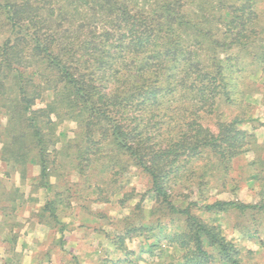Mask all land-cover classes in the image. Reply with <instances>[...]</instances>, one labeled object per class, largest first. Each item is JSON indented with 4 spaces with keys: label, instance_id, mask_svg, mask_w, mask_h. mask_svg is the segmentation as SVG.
Returning a JSON list of instances; mask_svg holds the SVG:
<instances>
[{
    "label": "rangeland",
    "instance_id": "obj_1",
    "mask_svg": "<svg viewBox=\"0 0 264 264\" xmlns=\"http://www.w3.org/2000/svg\"><path fill=\"white\" fill-rule=\"evenodd\" d=\"M29 1L39 7L30 17L34 23L29 32L51 34L47 38L57 60L83 70L84 0ZM243 2L182 0L180 4L184 21L200 18L213 31L218 58H231L232 77L239 82L227 101L217 95L210 113L200 111L206 117L198 122L216 134L221 125L236 121L243 140L241 151L232 157L204 154L186 161L183 173L192 175L188 183L193 186L189 190L186 184L174 183L175 192L168 196L173 209L157 198L148 174L122 149L108 139L97 143L98 131L91 133V142L86 141L82 124L63 113L66 108L60 99L55 103L58 116L49 113L54 124L44 150L49 178L46 185L40 184L38 149L32 146L35 137L28 122L46 108L53 94L40 88V96H34L26 108L21 98L24 93L36 95L30 93L32 85L56 78V72L48 70L47 60L32 51L33 40L17 33L27 25L26 19L20 20L8 34L10 44L17 46L0 65V264H193L188 235L194 227L179 212L189 203L196 204L188 206L190 213L208 228V233L198 232L210 255L206 264H231L214 235L240 264H264V59L258 58L264 49V0H252L250 20L243 28V34H249L250 54L236 53L238 47L228 43L241 29L240 20L228 22ZM127 4L148 11L151 0H127ZM200 7L207 10V18L199 13ZM5 17L0 14V23ZM224 33L231 34L226 46L219 44ZM4 37L0 34V43ZM59 43L71 45V52L62 51ZM45 71L48 76L40 75ZM181 99L189 105L193 98ZM19 136L25 139L18 153L23 161L8 156L12 138ZM87 147L91 151L84 156ZM50 201L55 213H41ZM215 202L247 206L205 210L206 204ZM122 236L123 250L114 243Z\"/></svg>",
    "mask_w": 264,
    "mask_h": 264
},
{
    "label": "trees",
    "instance_id": "obj_2",
    "mask_svg": "<svg viewBox=\"0 0 264 264\" xmlns=\"http://www.w3.org/2000/svg\"><path fill=\"white\" fill-rule=\"evenodd\" d=\"M243 1L228 22L240 20L241 29L228 42L230 47L233 44L238 47L236 53L249 51V34H243V28L250 20L252 0ZM181 3L182 0H151L150 9L143 11L130 8L127 0H84L83 70L57 60L52 53V41L47 38L51 34L38 35V30L29 32V26L34 23L30 17L39 10L38 6L29 0H9L0 4V14L6 16L0 23V34L5 35L0 43V65L17 46L10 44L8 34L13 33L20 20L26 19L25 29H18L17 33L29 36L35 42L32 51L47 60L48 70L56 72V78H45L38 87L32 85L34 89L30 93H36L30 96L32 99L25 93L21 98L26 108L34 96H40V88L53 94L46 108L35 113L28 122L31 135L35 137L32 146L38 149L41 171L37 179L41 185H46L50 170L44 155L54 128L49 113H55V103L59 99L66 108L63 113L71 114L82 124L86 141L91 142V133L98 131L97 143L108 139L132 157L150 177L157 198L170 209L174 207L168 196L175 192L174 183L186 184L189 190L193 186L188 183L192 175L183 173L186 161L204 154L227 158L241 151L243 135L236 128V121L221 125L216 134L198 122L199 117H206L205 114L212 111L217 95L227 101L238 90L239 82L232 77L231 58H218L213 31L204 27L200 18L184 21L186 15L181 11ZM199 13L207 18V10L203 7ZM193 16L194 13L189 18ZM221 36L223 41L219 44L226 46L231 34ZM241 40L246 41L242 43ZM58 46H62V51L71 52V45L59 43ZM258 58L263 61L264 49ZM47 71L40 75L48 76ZM183 96L193 98L189 105L182 103ZM8 126L14 124L8 123ZM12 140L9 158L23 161L18 153L23 150L25 139L19 136ZM87 151H91V147L85 148L84 156ZM196 185L201 183L197 181ZM191 204L196 205L189 203L179 209L194 227L188 235L193 248L190 260L193 264H206L210 255L203 249L198 232L208 233V228L190 213L188 206ZM227 206L242 209L247 205L215 202L204 208ZM46 211L55 213L51 201L40 212ZM214 236L221 253L231 264H240L228 246ZM124 237L114 242L116 248L123 250Z\"/></svg>",
    "mask_w": 264,
    "mask_h": 264
}]
</instances>
